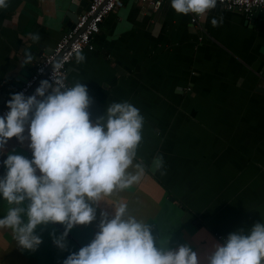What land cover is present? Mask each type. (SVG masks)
I'll return each instance as SVG.
<instances>
[{"label":"crops","instance_id":"crops-1","mask_svg":"<svg viewBox=\"0 0 264 264\" xmlns=\"http://www.w3.org/2000/svg\"><path fill=\"white\" fill-rule=\"evenodd\" d=\"M7 3L0 9V104L69 28L62 22L69 0ZM191 17L177 14L171 2L152 11L135 0L105 16L94 49L81 51L84 62L74 57L69 64L68 81L86 85L92 121L113 102L139 109L145 123L134 163L143 162L145 173L94 205L96 219L72 228L64 249L54 243L64 232L60 224L38 226L42 243L35 251L21 249L11 229H0V264H63L95 238L100 213L111 219L117 203L152 225L158 246L188 245L200 264L224 242L217 234L226 238L264 223V15L250 22L239 9L216 7L198 17L199 25ZM214 17L222 24L214 27ZM24 136L0 151V177L7 154L32 159L27 126ZM158 155L163 176L154 170ZM9 207L0 197V218Z\"/></svg>","mask_w":264,"mask_h":264},{"label":"clouds","instance_id":"clouds-1","mask_svg":"<svg viewBox=\"0 0 264 264\" xmlns=\"http://www.w3.org/2000/svg\"><path fill=\"white\" fill-rule=\"evenodd\" d=\"M217 3L171 0V8L177 14L206 19ZM7 6V0H0V9ZM222 22V17L211 20L214 27ZM75 59L82 63L85 56L77 52ZM91 103L86 85L77 82L67 87L62 80H43L33 95L15 93L7 101L9 111L0 116V151L13 137L23 143L27 126L32 152V159L7 154L6 173L0 177V197L10 205L0 218V229H11L21 249L35 251L42 243L36 229L50 223L64 226L54 238L56 246L64 249L72 228L96 219L94 205L138 183L145 173L143 162L134 163L145 123L139 109L127 101L113 102L92 121L87 110ZM153 163L155 171L166 174L161 155ZM113 208L111 219L100 213L95 238L69 254L63 264H200L188 245L174 250L158 246L152 225L127 215V203ZM213 247L207 264H264V223H255L247 232H231Z\"/></svg>","mask_w":264,"mask_h":264},{"label":"built area","instance_id":"built-area-1","mask_svg":"<svg viewBox=\"0 0 264 264\" xmlns=\"http://www.w3.org/2000/svg\"><path fill=\"white\" fill-rule=\"evenodd\" d=\"M135 1L145 4L152 11H158L164 3L171 2V0ZM123 3L124 0H91L88 9L77 16L73 26L61 35L50 51L39 57L32 73L19 86L16 93L23 92L26 97L31 96L43 80H48L50 83L62 80L65 86H73L68 81L67 75L68 66L75 54L85 49H94L93 37L99 32L103 19L110 12L121 8ZM218 4L228 10L238 8L249 15L254 8L264 7V0H218ZM191 21L199 25L198 17L194 14H192ZM8 100L1 106L0 116H4L9 111L6 106ZM216 236L224 241L222 235L217 234Z\"/></svg>","mask_w":264,"mask_h":264},{"label":"water","instance_id":"water-1","mask_svg":"<svg viewBox=\"0 0 264 264\" xmlns=\"http://www.w3.org/2000/svg\"><path fill=\"white\" fill-rule=\"evenodd\" d=\"M90 1L91 0H69V4L64 13L62 22L65 23L69 28L72 27L77 19V16L84 10L88 9ZM217 7L219 8L221 7V5L217 3ZM234 10H238V8H235ZM263 15H264V7L254 8L252 10V13L249 14L250 22H254L255 18H263ZM3 104L4 103L0 104V108Z\"/></svg>","mask_w":264,"mask_h":264}]
</instances>
